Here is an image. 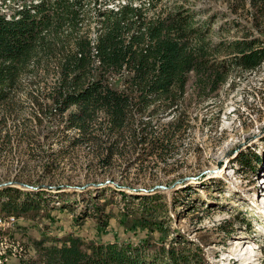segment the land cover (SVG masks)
Returning <instances> with one entry per match:
<instances>
[{"label": "trees", "instance_id": "1", "mask_svg": "<svg viewBox=\"0 0 264 264\" xmlns=\"http://www.w3.org/2000/svg\"><path fill=\"white\" fill-rule=\"evenodd\" d=\"M112 1L113 6L100 0H0V133L6 119L28 102L35 108L30 120L38 132L48 130L47 138L59 134L63 148L91 147L92 162L100 169H111L126 158L130 159L124 166L130 167L144 156L154 157L155 165L168 164L174 156V134L186 124L179 107L186 101L192 76L200 93L210 94L226 82L228 70L224 63L209 64L205 42L211 26L198 25V13L184 6L160 12L158 0ZM90 2L94 18L88 13ZM251 2L264 7V0ZM3 6L12 10L10 15ZM262 41L232 42L237 51L234 66L250 71L260 67ZM50 77L53 83H48ZM28 83L35 84L36 93L25 91ZM168 117L169 130L162 134L153 123ZM53 123L56 129L51 132ZM52 156L44 165L45 174L60 165ZM30 186L37 190L0 188V213L29 217L34 212V218L47 201V191L40 183ZM80 186L84 191L74 192L76 197L86 193L85 185ZM56 187L58 197L68 195L61 185ZM95 198L100 213L93 218L97 229L105 230L112 214L100 206L101 198ZM148 210L133 218L121 215L125 229L147 231L137 243L87 244L69 235L35 244L42 249L52 243L42 249L44 264H198L186 241L176 235L168 243L165 226L155 211Z\"/></svg>", "mask_w": 264, "mask_h": 264}, {"label": "rangeland", "instance_id": "2", "mask_svg": "<svg viewBox=\"0 0 264 264\" xmlns=\"http://www.w3.org/2000/svg\"><path fill=\"white\" fill-rule=\"evenodd\" d=\"M106 1L109 6L115 3L100 0ZM157 5L165 13L184 6L198 13V25L209 23L208 61L215 67L224 63L226 82L216 93L201 94L192 76L186 101L179 107L186 124L174 134V156L168 164L158 165L154 157L144 156L130 167L124 166L130 159L126 158L111 169H100L92 162L91 147L63 148L65 141L57 139L59 134L47 138L48 130L38 132L30 120L35 108L24 102L6 119L0 133V185L40 183L47 201L34 218V212L29 217L15 215L19 224L0 238V255L8 253L4 264H44L42 249L52 243L41 249L35 242L69 235L87 244L137 243L147 231L125 229L121 215L133 218L144 209L155 211L168 231V243L177 235L189 244L198 264H264V63L252 71L234 66L237 51L230 46L254 38L263 39L264 45V7H254L251 0H158ZM2 10L9 15L12 11L4 6ZM88 10L94 18L92 2ZM149 14L153 16L154 10ZM48 83H53L52 77ZM34 85L26 84L25 91L36 93ZM171 120L153 124L163 134ZM51 126L49 131H55V124ZM50 156L58 158L60 165L45 174ZM57 185L68 195L58 197ZM80 185H85L86 193L76 197L74 192L84 191ZM155 194L152 200L140 198ZM93 197L101 198L100 206L112 214L105 230L97 229L93 215L100 212ZM155 235L159 238L162 233Z\"/></svg>", "mask_w": 264, "mask_h": 264}, {"label": "built area", "instance_id": "3", "mask_svg": "<svg viewBox=\"0 0 264 264\" xmlns=\"http://www.w3.org/2000/svg\"><path fill=\"white\" fill-rule=\"evenodd\" d=\"M18 224H19V219L15 215H6V214L0 215V238L4 237L3 236L5 234L4 232L13 230L15 227H17ZM4 254L5 255H0V264H4V262H6L8 258V253L5 252Z\"/></svg>", "mask_w": 264, "mask_h": 264}, {"label": "water", "instance_id": "4", "mask_svg": "<svg viewBox=\"0 0 264 264\" xmlns=\"http://www.w3.org/2000/svg\"><path fill=\"white\" fill-rule=\"evenodd\" d=\"M6 187H16V188H19V189H22V190H28V189H37L33 186H30L26 183H21V182H7V183H3L0 185V188H6Z\"/></svg>", "mask_w": 264, "mask_h": 264}, {"label": "bare ground", "instance_id": "5", "mask_svg": "<svg viewBox=\"0 0 264 264\" xmlns=\"http://www.w3.org/2000/svg\"><path fill=\"white\" fill-rule=\"evenodd\" d=\"M244 263H246V264H247V261H245Z\"/></svg>", "mask_w": 264, "mask_h": 264}]
</instances>
